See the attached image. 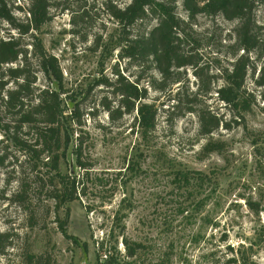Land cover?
Here are the masks:
<instances>
[{"label":"rangeland","instance_id":"rangeland-1","mask_svg":"<svg viewBox=\"0 0 264 264\" xmlns=\"http://www.w3.org/2000/svg\"><path fill=\"white\" fill-rule=\"evenodd\" d=\"M27 1L7 0L20 20ZM106 1L51 0V20L37 34L46 53L58 61L67 95L83 97L88 92L80 102L82 125L74 133V140L81 138V160L88 172L75 168L70 154L60 163V171L76 175L84 192L68 205L65 230L73 240L66 239L56 223L48 193L52 173L44 168L33 171L4 141L0 127V154L9 157L0 168V233L10 236L0 264H25L27 255L41 256L42 263L37 264H100L98 243L110 233L114 264H264V105L258 96L262 89L248 75L245 87L256 96V105L239 126L214 94L220 81L211 84L212 93L201 98L203 103L197 102L229 125V130L220 127L212 135L219 152L203 151L206 139L198 135L194 115L172 110L177 91L196 90L189 68L180 70L184 74L180 84L164 90L147 85L146 79L158 78L155 72L147 68L150 72L141 73V85L158 111L156 128L145 141L131 131L133 117L111 125L97 106L104 89L93 87L94 81L111 78L116 63L131 82L139 73L117 61L119 26L103 10ZM111 1L118 8L129 3ZM157 1L174 2L176 15L186 19L181 0ZM255 20L264 33L261 3ZM153 25L150 21L147 27ZM234 26L221 17L196 18L192 29L204 76L228 67L226 46ZM9 35L15 32L2 24L0 37ZM31 41L29 35L22 38L28 50ZM36 77L37 87L47 86L41 73ZM92 107L96 112L88 116ZM172 112L170 124L166 118ZM249 202L259 206L258 214ZM58 218L64 219L62 211ZM122 237L141 246L134 258L125 257Z\"/></svg>","mask_w":264,"mask_h":264},{"label":"trees","instance_id":"trees-1","mask_svg":"<svg viewBox=\"0 0 264 264\" xmlns=\"http://www.w3.org/2000/svg\"><path fill=\"white\" fill-rule=\"evenodd\" d=\"M27 2L24 20H20L7 0H0V27L6 24L15 32V35L0 37V127L4 141L31 164L33 171L44 168L52 173L49 199L61 234L71 240L65 230L70 213L68 205L78 201L84 192L79 189L76 175L60 171V163L70 154L75 168L88 172L89 166L81 160V138L78 136L74 140L76 129L82 125L80 102L86 99L88 92L83 97L67 95L57 59L46 53L37 36L51 20V0ZM258 3L264 5V0H181L186 14L184 20L176 15L174 2L129 0L124 8H118L107 0L103 10L119 26L114 49L118 51L117 61L126 62L139 73L131 82L122 76L116 63L111 78L101 76L94 81L93 87L104 89L97 106L105 112L110 124L126 116L133 117L131 131L145 141L156 128L158 111L141 85V73L147 72V68L155 72L158 78L146 79V83L153 89L164 90L167 86L180 84L184 78L180 70L189 68L197 81L196 90L190 93L177 91L172 99V110L180 109L182 114L194 115L198 121V135L206 139L203 151L219 152L220 146L213 143L212 135L220 127L229 130V125L208 108L199 107L198 103H203L201 98L212 93L211 84L220 81L214 94L218 102L230 109L232 121L239 126L256 105V96L245 87L250 75L254 86L262 89L258 96L264 105V33L255 20ZM200 15L221 17L235 23L226 46L228 67H218L217 75L209 78L204 76L195 50L197 39L192 26ZM150 21L154 25L149 28ZM27 35L32 40L28 44L30 50L22 43V38ZM188 45L194 48L187 49ZM37 72L47 82L46 87H37ZM261 110L264 112V106ZM94 112L96 108L92 107L87 115L93 116ZM171 115L173 112L166 118L170 124ZM8 158L6 153L0 154V168ZM18 196L24 198V193ZM248 206L258 214L257 204L249 202ZM60 211L64 213L62 221L58 218ZM117 218L115 213L114 219ZM111 237L110 233L106 240L98 243L96 260H102L100 264H114L115 247H111ZM121 244L126 258H134L141 248L125 237ZM9 246V234L0 233V255H4ZM25 260V264H37L42 257L27 255Z\"/></svg>","mask_w":264,"mask_h":264}]
</instances>
